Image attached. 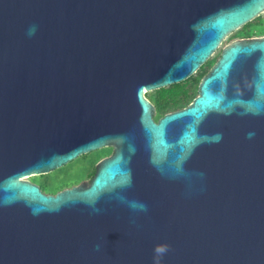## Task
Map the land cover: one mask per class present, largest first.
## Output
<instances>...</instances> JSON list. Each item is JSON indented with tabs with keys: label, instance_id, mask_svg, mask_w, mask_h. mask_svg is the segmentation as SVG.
<instances>
[{
	"label": "water",
	"instance_id": "water-1",
	"mask_svg": "<svg viewBox=\"0 0 264 264\" xmlns=\"http://www.w3.org/2000/svg\"><path fill=\"white\" fill-rule=\"evenodd\" d=\"M264 0H0V264H264ZM35 29L29 34L30 29ZM112 147L90 182L28 179Z\"/></svg>",
	"mask_w": 264,
	"mask_h": 264
},
{
	"label": "flooded vegetation",
	"instance_id": "flooded-vegetation-1",
	"mask_svg": "<svg viewBox=\"0 0 264 264\" xmlns=\"http://www.w3.org/2000/svg\"><path fill=\"white\" fill-rule=\"evenodd\" d=\"M263 16H264V13H262L260 16H258L256 19H254L250 23H255L257 25L263 26L264 25V17ZM233 34H237L238 37L236 39H233L232 41H229L228 40L229 37ZM262 37H264V33L261 36H257L256 33H253V31L251 30V26L248 23V24L244 25L243 27H241L240 29L233 32L232 34H230L227 38H225V40H223L221 42V44L218 46V48L212 53V55L209 57V59H207V61L204 64H202L194 72V74L191 75L189 78H187L186 80H184L180 83L173 84V85L167 86L165 88H162V89H166V91H164V92H160L159 90H162V89H159V90L144 93L145 98L154 106V112H153L154 121L156 123H158L159 120L161 118H163L164 116L185 109L188 106L186 104L187 91H190V92L196 91L197 92L196 97L198 96L199 86H200L202 79L210 72V70L216 64L217 60L220 58L223 50L226 47L230 46L232 43H234L236 41H250V40L258 39V38H262ZM103 149H110L111 150V153L109 155H107V157L112 155V152H113L112 147H105V148L93 151V152H91L89 154H85V155L94 156V154H96L97 152H99ZM97 163L96 164L93 163L94 173H93V175L89 176L88 180L85 182H90L92 180V178L96 172L95 168H96ZM42 176H44V175H42ZM29 181L32 184L39 186L41 191L45 195H54V196L57 195L59 192L65 190V189H70V188L76 186V185H70L69 182H67V183H65L67 185L63 184L64 186L62 185V187H60V188L54 187V190H53L47 185V181L45 179H43V177H40V179L36 180V181H34V180L33 181L29 180Z\"/></svg>",
	"mask_w": 264,
	"mask_h": 264
},
{
	"label": "rangeland",
	"instance_id": "rangeland-1",
	"mask_svg": "<svg viewBox=\"0 0 264 264\" xmlns=\"http://www.w3.org/2000/svg\"><path fill=\"white\" fill-rule=\"evenodd\" d=\"M264 17V16H263ZM253 33H256L257 36H261L264 33V25H257L255 23H249ZM237 34H233L229 37V41L236 39ZM197 92H191V98L189 100V105L192 103L193 99L196 97ZM99 153V154H98ZM111 153L110 149H103L94 156L83 155L76 160L70 162L66 166L51 172L48 175L44 176H35L30 178L31 181L39 180L40 177H43L47 181V185L54 190L55 188H60L62 185H67L65 183L69 182L70 185H79L88 180L90 173L93 170V163L96 164L99 160L104 157H107ZM63 185V186H64Z\"/></svg>",
	"mask_w": 264,
	"mask_h": 264
},
{
	"label": "trees",
	"instance_id": "trees-1",
	"mask_svg": "<svg viewBox=\"0 0 264 264\" xmlns=\"http://www.w3.org/2000/svg\"><path fill=\"white\" fill-rule=\"evenodd\" d=\"M160 92H164L166 91V89H162V90H159ZM191 98V92L190 91H187V97H186V104L189 105V100ZM94 173V170H92V172L90 173L89 176L93 175ZM75 185V184H74Z\"/></svg>",
	"mask_w": 264,
	"mask_h": 264
},
{
	"label": "clouds",
	"instance_id": "clouds-1",
	"mask_svg": "<svg viewBox=\"0 0 264 264\" xmlns=\"http://www.w3.org/2000/svg\"><path fill=\"white\" fill-rule=\"evenodd\" d=\"M34 28L33 29H30V32H29V34H32V32H34Z\"/></svg>",
	"mask_w": 264,
	"mask_h": 264
}]
</instances>
